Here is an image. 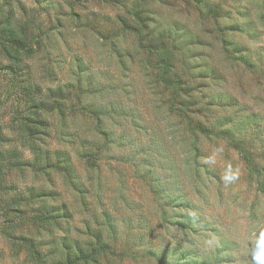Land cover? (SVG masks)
I'll list each match as a JSON object with an SVG mask.
<instances>
[{
  "label": "rangeland",
  "instance_id": "1",
  "mask_svg": "<svg viewBox=\"0 0 264 264\" xmlns=\"http://www.w3.org/2000/svg\"><path fill=\"white\" fill-rule=\"evenodd\" d=\"M11 3L13 33L31 48L27 75L47 100L45 146L70 154L81 185L28 166L11 129L35 107L6 67L25 53L0 33L1 146L20 154L0 160V264H34L18 239L42 228L31 187L67 203L70 235L94 244L85 225L101 230L107 250L88 264H250L245 244L264 227L263 0ZM198 116L235 131L252 166L230 142L193 131L187 117ZM220 145L216 164L202 163ZM229 163L242 175L225 185Z\"/></svg>",
  "mask_w": 264,
  "mask_h": 264
},
{
  "label": "trees",
  "instance_id": "2",
  "mask_svg": "<svg viewBox=\"0 0 264 264\" xmlns=\"http://www.w3.org/2000/svg\"><path fill=\"white\" fill-rule=\"evenodd\" d=\"M15 18L11 0H0V33L5 36V41L11 48L25 53L22 58L15 59L6 67L15 76L20 92L35 107V117L28 120L27 116L24 115L15 116L12 126L18 128L11 130L18 135L22 145L26 144L29 148L32 158L27 162L28 166L35 170L51 168L57 172L60 171L68 179L69 184L79 191L81 183L75 175L70 154L63 149L50 150L45 146V137L48 134L50 124L41 112L45 111L46 104L44 102L47 100L42 98L43 93L37 85L30 81V77L27 75L26 60L31 56V48L27 46L23 38L13 33L11 25ZM260 19L264 21V0ZM170 70L168 68L169 72H171ZM171 81L178 87L183 84L181 80L176 78L171 79ZM51 91L47 90V93ZM187 101L186 103H189V100ZM57 109L63 112L60 106ZM187 119L190 128L204 137H220L230 142L232 147L244 155L246 162L252 166L251 155L242 148L240 139L229 126L226 127L218 123L219 121H216L215 118L205 119L203 116H198L187 117ZM6 140L7 135L4 133L3 127L0 126V160H7L10 163L19 162L20 154L16 148L1 146ZM260 190L264 193V186H261ZM27 192L29 196L35 197L36 206L34 209L42 221V228L35 237L21 235L18 236V239L21 240L28 257L32 259L34 264H88L96 254L106 252L107 242H105L100 229L94 231L85 225L87 234L94 237V244H90L78 235H70L68 223L72 214L67 203L54 204L48 202L50 197L53 199L55 196L54 191L31 187L27 189ZM20 196L21 194L17 195L19 198ZM63 223L66 225L62 226ZM58 230H61L60 234L57 233ZM185 261L187 264H206L204 259L198 260L195 256H190L188 260L184 259L182 262Z\"/></svg>",
  "mask_w": 264,
  "mask_h": 264
},
{
  "label": "clouds",
  "instance_id": "3",
  "mask_svg": "<svg viewBox=\"0 0 264 264\" xmlns=\"http://www.w3.org/2000/svg\"><path fill=\"white\" fill-rule=\"evenodd\" d=\"M224 147L222 145L217 146L208 156L202 159V163L209 165L210 167L216 164V157L223 153ZM242 175V168L239 165L233 166L231 163L227 165L224 173L221 176L225 185L235 183L240 179ZM253 239L246 242L245 247L248 248L247 255L250 259V264H264V227L260 228L258 234L253 233ZM209 245H218L216 240H208Z\"/></svg>",
  "mask_w": 264,
  "mask_h": 264
}]
</instances>
